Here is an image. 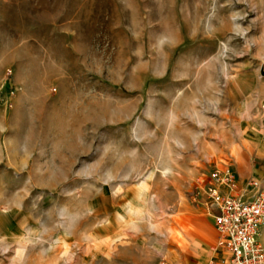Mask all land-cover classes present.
Masks as SVG:
<instances>
[{"label":"rangeland","instance_id":"1","mask_svg":"<svg viewBox=\"0 0 264 264\" xmlns=\"http://www.w3.org/2000/svg\"><path fill=\"white\" fill-rule=\"evenodd\" d=\"M250 161L264 0H0V264H187Z\"/></svg>","mask_w":264,"mask_h":264},{"label":"built area","instance_id":"2","mask_svg":"<svg viewBox=\"0 0 264 264\" xmlns=\"http://www.w3.org/2000/svg\"><path fill=\"white\" fill-rule=\"evenodd\" d=\"M196 195L212 216L214 243L231 264H264V174L240 177L231 167L213 168Z\"/></svg>","mask_w":264,"mask_h":264},{"label":"crops","instance_id":"3","mask_svg":"<svg viewBox=\"0 0 264 264\" xmlns=\"http://www.w3.org/2000/svg\"><path fill=\"white\" fill-rule=\"evenodd\" d=\"M231 169L237 172V174L242 178L257 175L255 173L256 168L253 166L252 161H250L248 168L242 167L240 168V171L238 168L234 169L232 167ZM204 211L206 212V209H204ZM197 221L198 225L194 221L197 232L191 234L189 243L198 244L201 246H209L210 248H208V250H202L199 252L201 254L200 258H193L190 262H187V264H231L228 256L222 250H216L212 245L210 239H213L214 237L216 239L217 236L213 220L207 214V217L205 216L204 218H199ZM260 238L264 242V226L261 230Z\"/></svg>","mask_w":264,"mask_h":264}]
</instances>
